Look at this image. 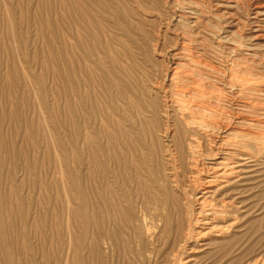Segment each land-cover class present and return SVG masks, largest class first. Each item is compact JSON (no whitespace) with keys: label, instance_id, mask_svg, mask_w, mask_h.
<instances>
[{"label":"rangeland","instance_id":"rangeland-1","mask_svg":"<svg viewBox=\"0 0 264 264\" xmlns=\"http://www.w3.org/2000/svg\"><path fill=\"white\" fill-rule=\"evenodd\" d=\"M58 1L0 0V134L4 144L0 151V191L11 194L15 200L13 208L18 205L20 212L24 211L26 222L18 221L20 230L15 233L27 235L26 245L29 246L30 243L37 254L35 264H41V242L38 241V236L43 227L38 220L39 213L43 211L45 214L49 213L50 223L53 221V215L61 214L58 223L63 232H61L59 248L62 250L61 257L65 264L72 260L73 241L83 231L81 226L76 227L71 223L72 212L78 207L71 186L72 181L78 179V185L86 197V202L90 199L88 198L89 177L91 175L96 177L98 183L103 181L105 164L102 154L97 153L95 164H92L89 149L98 150L104 146L102 126L106 111L104 95L106 84L99 78L108 70L113 73L111 75L113 90L118 88L122 92L121 97L118 98H125L117 101L121 112H127L126 104L129 98H141L144 107L149 105L151 98L156 102L159 112L156 118V132L152 138L147 139V146L140 151V159L135 160L141 170L137 178L142 179L141 181L146 180L148 189L145 191L152 194V175H157L166 190L165 194L174 196L179 200V206L185 207L182 217L176 213L178 207L176 211L174 210L175 214L172 213L174 225L170 230L171 236L168 235L165 239L161 229L162 218L158 215L162 211L161 203L165 201L162 200L164 195L157 196L161 201L158 207L154 203H148L146 196L149 194L134 197L135 208L132 216L136 221L127 225L121 236L117 233L119 226L114 225L112 228L109 226L108 231L118 236L120 240L118 243L105 239L96 240L95 257L90 254L93 242L88 238L80 254L81 261L84 260L82 263L178 264L179 262L181 264L180 260H183L185 253L190 250L195 253L192 254L193 257L195 255L194 264H235L238 246L245 258H248L251 250L257 252L263 249L264 210L255 211L264 202V183H262L264 177L261 176L257 182L260 184L254 192H251L253 198L247 204V208L241 210L242 215L246 216H240L241 212L237 213L234 210L236 213L234 217L237 215L241 220L229 231L224 240L215 244L213 240L208 239L204 242V247L193 246L191 242L185 244L183 240L178 255L176 258L173 257L174 246L180 241L177 240L180 233L176 230V224L184 216V221L190 218V212L197 206L191 203V200H194V196H191L193 188L190 187L191 168L186 165L182 171L181 158L178 150L173 148L172 137L180 131L182 125L181 112L175 108H178L179 102H187L192 95V92L188 93L187 90L197 85L198 87L205 85L206 78L210 80L209 76H214L217 71L228 70L230 57L234 58V62L236 61L234 69L242 68V65L245 67L254 65L264 73L262 57L264 49H256L251 45L252 43L250 44V40L245 38L249 35V26L252 25L250 24L253 21L252 11L256 4H264V0H250L251 5L248 3L249 0L248 2L247 0H233L234 2L232 0H73L88 5L87 9L96 15L102 29L85 20L82 24H76L69 4L70 0L63 1L68 4L71 11H68L66 5H60ZM240 1L244 2L240 3ZM91 2L98 5L94 6ZM220 3L223 6H220ZM239 3L242 6H239ZM182 7L186 9L183 11ZM116 10H124L125 15L116 17ZM194 15L196 18L198 16L197 20ZM216 24H221L222 27L221 25L216 27ZM216 29L218 30L212 31ZM87 31L94 34L93 39L89 38ZM79 38L83 41L80 49L77 48ZM106 44L110 52L106 46L103 47ZM89 50L91 54L88 56ZM252 50L257 56L249 54L253 52ZM108 54L114 62L113 68H110L109 63L104 60ZM98 62L101 64H97ZM206 65L208 68L205 67ZM175 67L179 68L174 69ZM89 74L96 80L94 83L90 82ZM178 92L181 96H178ZM90 93L97 98L102 111H97L93 123H90L87 119L88 105L85 104V107L79 109V121L83 133L76 141L74 111L77 108V95L86 98ZM169 99L174 101V107L163 108L165 104L169 105ZM166 109L172 118L165 117ZM167 126L169 135L164 136ZM87 131L98 133L93 143L91 139L89 142L86 141ZM230 139L234 141V136ZM170 149L171 151L173 149V156L170 154ZM240 169H242L240 171L242 175L239 176L241 182L250 179L252 174L249 171L257 170L255 167ZM260 174L262 175V172ZM174 178L178 184L175 183ZM104 181L107 183L106 179ZM241 182L236 186L238 192L242 189ZM180 183L182 188H179ZM176 185L179 190H175ZM186 191L189 194L187 199ZM182 192L185 193L184 199L180 197ZM138 228L141 230L138 231ZM260 237L263 238L262 242L259 240ZM209 247L211 248L208 249Z\"/></svg>","mask_w":264,"mask_h":264},{"label":"bare ground","instance_id":"bare-ground-1","mask_svg":"<svg viewBox=\"0 0 264 264\" xmlns=\"http://www.w3.org/2000/svg\"><path fill=\"white\" fill-rule=\"evenodd\" d=\"M58 2L60 3V5H66L68 11H71L68 4H66L63 0L62 1L59 0ZM214 2L217 3L216 1ZM241 2L244 1H240V3ZM240 3L239 6H242L240 5ZM248 3H250V0ZM69 4L73 10L76 24H82L83 21L85 20L90 24H95L99 29H102V25L98 20V18L96 17V15L92 13L89 9H87L88 5L85 4L83 5L73 0H70ZM91 4L94 6L98 5L97 3L94 2H91ZM221 5L223 6V4L220 3V6ZM183 8L184 7H182V9ZM185 9H183V11ZM247 10L248 9L246 8V11ZM252 12H253L252 18L254 22L253 21H251V23L249 22L252 25L249 26L248 28L249 35H247V37L245 38L246 40H250V44L252 43L251 45L256 47V49L258 48L264 49V4L263 3L261 5L256 4L254 7V11ZM115 14L116 17H121L125 15V11L116 10ZM196 15H194V17ZM231 15L233 16V14ZM225 17H227V15ZM233 17L234 18L236 17L235 13ZM192 21L193 20L191 19V22ZM233 24L235 25V23ZM216 25H217L216 27H218L221 24L219 25L216 24ZM194 26L196 27V25ZM229 28H233V27H229ZM207 29L209 28L207 27ZM207 29L205 28L206 31ZM236 29L239 30V28ZM217 30L218 29L212 31H217ZM220 30L219 33L221 32ZM239 32L241 33V31ZM244 32L246 33V31ZM86 33H88L89 38L93 39L94 34L92 35L89 31H87ZM95 34L98 36L97 32ZM82 45H83V41L79 38L77 40V48L80 49ZM105 46L108 48L107 44L104 45L103 47ZM108 50L110 52L109 48ZM87 54L88 56L91 54L90 50L87 52ZM249 54L252 56H257V54L254 53V51ZM108 55L104 60L109 63L110 68H113L114 62L110 58V55L109 58H107ZM222 55L224 54L222 53ZM226 57L227 56L225 55V58ZM262 57L264 58V55ZM230 58L231 61L228 70L215 72V75L213 74L214 76H209L210 80L209 78H206V81L204 82L205 85H201V87H198L199 85H197V87H195L194 85H193L194 87H190V90H187L188 93L189 91L192 92L191 93L192 95L190 94L191 97L189 98V100L187 102L184 101H182V103L179 102L178 103L179 105L177 106L178 108H175L176 110L178 109V111L181 112L182 125L180 127V131H178L177 134L173 135L172 145L173 148L178 150V155L180 156L182 162V167H181L182 171H183V167L186 165L191 168L190 187L193 188L192 190L193 193L191 192V190L189 191L191 192V196L192 195L194 196V197L192 196L194 200H191L190 199L191 197L189 199L191 200V203L193 204L195 203L193 206L196 205L197 208H195L190 212V216H191L190 218L188 217L187 220L184 221L185 220L184 218L185 216H184L176 224V230H178L180 233L177 240L180 239V241L174 246V255H173L174 258H176V255H178V252L180 250L179 247H181L180 244L181 242H183V240L185 244L187 242L188 244H190L191 242L193 246L195 245L199 247H204L205 246L204 242L208 239L213 240L215 244H218L220 243L219 241L224 240L226 238V235L229 233V231L232 230L234 226H236V223L241 220V218L237 217V215H236L237 218L234 217V214H236L234 213V210L237 213L241 212L240 216H243L242 215L243 211L241 210L247 208V204H249V201L251 200V198H253L251 197V192L252 191L254 192V190L258 187L257 185L260 184V182L257 183L259 181L258 179L261 176L264 177V73L261 72L257 68V66L255 67L254 65H248L246 67L245 65L244 66L242 65V68L239 66L240 67L239 69H234V65H235L234 63L236 61L234 62L233 57ZM227 60L228 59L226 58V61ZM260 63L262 64L261 61ZM97 64L100 65L101 63L98 62ZM255 64L259 65V63H255ZM176 67L174 69L179 68ZM205 67H207V65ZM77 70H79L78 67ZM111 75H113L112 71L108 70L106 73L104 72L99 78L101 82L106 84V88L104 91V95L106 96L105 98L106 111H104V123L102 126L104 146L103 148L100 147L98 150L91 148L89 149L90 151L89 156L91 158L90 160L92 164H95L96 158L98 157L97 153L102 154V160L105 164L103 171L104 178L103 181L98 183L96 177L92 175L89 177L90 187L88 190V198L90 199L87 202L84 193H82L78 185L79 184L78 179H76V181L73 179L72 181L71 186L74 190V194H75L74 198L78 203V207L77 210L72 212L71 223L76 227L81 226L83 231L76 239H74V241L72 239V241L74 242L72 247V254H73L72 260L66 262L65 264H83L82 261L84 260L81 261L80 254H82V250H84L85 242L88 241V238H91L92 240L91 242H93L92 247L90 249V254H92V257H95V255H97L96 240L105 239L106 241H112L118 243V240H120V238L118 239V236L109 232L108 227L111 226L112 228V226L114 225H116V227L119 226V229L117 228L118 230L117 233L118 234L120 233L119 235L121 236V234L123 233V229L131 225L132 221H136L132 216L133 214L132 212L134 211L135 208L134 197H138L139 195L143 196L149 194V191L148 192L145 191L148 189L147 184H145L147 183L145 182L146 180L141 181L142 179L137 178L139 177V172L141 170H140V166H138L135 163V160L137 159L136 161H138L140 159L141 157L140 151L142 150V148L145 149V146H147V139L152 138L156 132V128H157L156 118L159 116V112H157V105L156 102L150 98V103L147 107L145 106L146 107L145 108L143 106L141 98H129L128 104H126L127 107L126 111L128 113L121 112L118 107L117 101L125 100V98H118L121 97L122 95V92L118 88L117 90H113L112 88L113 82L111 80ZM173 75L174 73L172 74V76ZM89 78H90V82L92 83L96 81L91 74H89ZM183 79L185 80V78ZM185 82L186 81H184V83ZM76 91L78 93V86H76ZM184 94L185 92L183 93V95ZM178 96H181V93H179ZM187 97H189V95ZM184 98H186V96ZM86 100L87 103H85ZM170 100L171 99H169V101ZM76 102H77L76 103L77 108L74 111V116H75L74 127H75V139L76 141H78L83 133L79 121V109L85 107V104L88 105L86 108L88 111L87 119L89 120L90 123L91 122L93 123V118L95 119L97 111H102V109L100 110V103L99 101H97V98H95L94 94L92 93L86 95V98L77 95ZM168 103H169L168 106L167 104H165V106L162 105L163 108L174 107L173 106L174 101H170ZM167 110L168 109L164 110V115L166 118L170 119L172 117L171 114L170 115L168 114ZM179 116L177 117L179 118ZM164 131H165L164 136L169 135L168 126L167 128L165 127ZM159 132L161 131L159 130ZM97 134H98L97 132L87 131L86 141L89 142V140L91 139L93 143V140L97 138ZM232 136H234V141L230 139V137ZM3 145H4L3 140L0 134V151ZM172 151L170 152V154H172ZM0 167H1V161H0ZM249 167L250 168L255 167L257 168V170L249 171L252 174L250 176V179L248 181L243 180L241 182V180H239V176L242 175L240 174L241 173L240 171L242 169L240 168L247 169ZM260 172H262V175L260 174ZM152 177H153L151 179V186L153 188V189L151 188L152 194L147 195L146 198L149 204L154 203V205L158 207L161 201L158 200L157 196L161 197L162 194L164 195L162 200L165 201L161 203V206L163 205V207H162V211L158 215H160L162 218L161 219L162 235L163 237H165V239H167L168 235L171 236L170 230L172 225H174L172 220V213L174 212L175 214L176 211L175 209L176 207H178L179 214L178 212L176 213L177 215H179V217H182V213H184L183 207L185 206L181 208L179 206V200H177V198H175L174 196H170L168 193L165 194L166 190H164L163 185H161L157 175L156 176L152 175ZM104 179L107 180V183H104L105 182ZM169 179L171 180L172 178ZM186 182H188V180ZM240 182L243 184H241L242 187L241 191L238 192L236 186L237 183L240 184ZM175 183L178 184V181H176V179H175ZM262 183H264V180ZM177 187L178 185H176V188ZM179 188H182L181 183ZM175 190H179V189L177 188ZM183 194L185 193L182 192L180 194L181 195L180 197L182 199H184ZM187 195L189 196V194L188 193L186 194V199H187ZM236 199H238L239 201L236 202L237 201ZM263 199H264V193H263ZM13 201L15 202L11 194H9L8 192L5 193L4 191L2 192L0 191V264H35L37 254H35L34 249L33 247H31L30 243L29 246L26 245L28 241L27 235L19 232L15 233L19 229L18 227L20 224L18 225V221H20L21 223L26 221H25V216L23 214L24 211L22 210L20 212V208L18 207V205L13 208ZM49 201L50 200L48 199V202ZM186 202H188V200H186ZM259 210H264V202L262 205H260L258 208L255 209V211H259ZM60 217L61 214L53 215L52 218L53 221L52 223H50L49 213L45 214L44 211L39 213L38 220L41 223V226L43 227L41 232L42 235L39 234L38 236V241L41 242V249H40L41 264H63V259L61 257L62 250L61 248H59L61 242L60 241L61 232H63L60 229L61 225L58 223ZM140 230L141 228H138V231ZM111 231L114 232L113 230ZM262 237H260L261 239H259L260 242H262L263 240ZM210 248L211 247H209L208 249ZM188 251H189L188 253H185L186 255L184 259L182 258L183 260H180L182 261L181 264L195 263L194 261L195 255L194 257L192 255L195 254L193 253L194 251H190V250ZM236 255H237V257L235 256L236 262L234 261L235 264H264V248L257 252H255V250H251L250 253L248 254V258H245V256L242 255V253L240 252V247L238 246Z\"/></svg>","mask_w":264,"mask_h":264}]
</instances>
